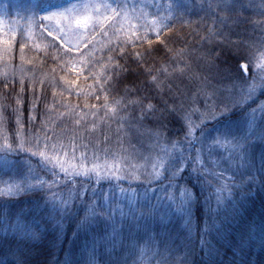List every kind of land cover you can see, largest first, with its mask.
<instances>
[{"label":"snow or ice","instance_id":"1","mask_svg":"<svg viewBox=\"0 0 264 264\" xmlns=\"http://www.w3.org/2000/svg\"><path fill=\"white\" fill-rule=\"evenodd\" d=\"M161 7L177 12L188 11L189 7L205 11L211 23L205 25L201 43L192 47L187 33L170 32L169 24L175 17L170 19L159 8L155 15L144 12V8L152 9L151 4L142 5L139 13L132 9L135 18L116 0H76L66 7L43 11L41 21L47 24L40 22L38 26L42 35L51 38L45 47L56 52L55 59L76 74L72 80L59 78L64 81V91L70 94L74 89L82 94L77 80L88 71L93 81L89 84L91 95L98 91L105 95L102 105H84L85 120L89 113L95 120L101 108L109 109L107 94L116 93L111 111L115 113L119 107L124 113L122 119L133 138H140V147L129 145V151H125L122 145L108 144L107 137L104 143L81 139L78 145L74 135L64 144L58 139L63 133L46 128L45 121L36 126L32 114L41 111L38 105L46 97L37 96L34 85L32 95H28L23 80L11 97H0L4 101L0 103V161L14 169L9 175L11 183L3 181L5 187L0 188V202L37 190L52 202L48 209L43 202L25 205L12 215L6 206L0 207V264H138L136 249L145 237L156 245L155 255L161 257L158 264H253L248 253L257 243L255 225H233L243 202L264 190V174L250 163V149L259 144L264 153V117L260 123L255 118L258 110L264 112V94H260L264 89V0H209L191 6L180 2ZM9 8L10 4L0 7V30L5 27ZM149 19L151 26L146 27ZM16 36L14 30L8 39L0 34L3 54L9 58L14 53ZM24 40L22 36L19 42L21 61L26 48ZM101 43L112 54L98 68L95 50ZM137 43H146L147 47L138 50ZM154 53H162L163 61ZM169 60L183 67L169 72ZM257 64V71L248 78L240 73V69L249 73ZM4 79H8L7 75ZM3 91H9L7 84ZM120 92L124 95L117 99ZM253 97H258L257 103L244 113L247 126L238 134L199 136L195 143L200 148L191 157L186 152L160 151L157 147L158 140L174 144L173 136L183 143V137H191L204 121L229 113ZM64 106L68 118L79 115V105L64 102ZM190 111L197 115V128L191 122L186 127ZM25 113L31 127L25 126ZM74 125L79 127L81 120L75 119ZM173 127L181 131L173 133ZM153 133L156 140L152 139ZM145 138L152 141V147L141 143ZM221 143L229 144L233 150L225 164L229 165L226 171H232L231 164H235L236 180L209 173L200 162L202 150L215 149ZM21 152L30 154L31 159ZM153 152L159 155L154 157ZM133 160L142 163L133 164ZM205 173L220 187L213 191V183ZM47 176L51 179H44ZM125 182L129 187L119 190L130 194L127 208L120 204L113 207L109 199L115 196L92 200L97 195V185L102 193L105 184L115 191ZM134 183L135 188L131 186ZM53 187L59 194L53 192ZM140 188L144 191L137 201ZM150 188L163 192V196L150 194ZM86 190H91V196ZM152 195H156V201H152ZM198 208L204 209L202 219L197 217ZM70 221L78 247L64 248L61 257ZM259 243L264 245V234Z\"/></svg>","mask_w":264,"mask_h":264},{"label":"trees","instance_id":"2","mask_svg":"<svg viewBox=\"0 0 264 264\" xmlns=\"http://www.w3.org/2000/svg\"><path fill=\"white\" fill-rule=\"evenodd\" d=\"M76 2V0H0V7H3L6 4H10L9 10H7V19L9 29L0 30L3 39L9 38V32L14 30L17 33V36L14 38L17 43L14 45V53L11 58L3 54L4 45L0 43V97L8 95L11 97L12 91L16 88H19V83L21 80L24 81L26 85V92L28 95H32L33 85L35 86V94L40 96L43 99V102L38 105V108L41 109L40 112L33 113L32 117L36 121V126L39 127V121H45L46 128H52L55 132H62V139L64 144H68V137L74 135L76 137V143L79 145L81 139L85 141L88 140H99L101 143L105 142V137H107V142L110 145L118 146L122 145L125 151H129V145L135 146L136 148L140 147L138 144L139 137L133 138V134L129 131V128L125 125L124 120L122 119L124 113L119 111V107L115 113H112L111 109L113 107L112 101L113 96H116V93H109V109L101 108L95 120L89 113L84 117L85 108L84 105L100 104L104 103L103 97L105 93L97 92L95 96L91 95V89L89 84L92 83V78L89 76L88 71H84L79 79L77 84L83 90L82 94H77L74 89L69 92L64 91V81L59 80L60 77H65L68 80L76 79V74L71 72L70 67L62 66L58 60L55 59L56 52L52 51L45 47V44L49 43L51 38L46 37L41 34L39 28V23L43 22L47 24L46 21H41V17L44 14L43 11H52L57 8L66 7L69 4ZM81 3H89L91 0H80ZM98 2V0H97ZM117 3H122L129 10V15L135 18L132 9H135L136 13L141 11V6L145 4H151L152 9L144 8V12L151 11L152 15L156 14V9L159 8L160 13L168 15L172 19V23L169 24V30L172 33H184L188 34V43L192 47H196L201 43V38L204 36L205 25L211 23V19L205 11L189 7L188 11L183 9L180 12H177L175 9H166L161 7V5L184 3L191 6L193 3L201 4L208 3L209 0H116ZM249 15V13H245ZM35 16V19H33ZM182 16V18H181ZM254 19H259V17H254ZM160 23H165L166 21H159ZM145 26H151V20L149 19ZM154 27V26H153ZM51 31V29H49ZM24 36L26 43V48L24 51V60H20V50L19 42L21 37ZM151 40H154V36L149 35L148 37ZM114 39V38H113ZM35 45H40V49H37ZM171 47L172 45L169 44ZM144 47H147V44L137 43V49L143 50ZM118 51V49H117ZM112 53L106 50L103 43L96 45L95 58L97 60V67L100 68L102 65L107 63V58ZM159 60L163 61L164 56L162 53H154ZM178 60V58H175ZM121 64L124 63L123 60L120 61ZM154 63L149 61V64ZM168 64H171V60L168 61ZM159 67V65H156ZM167 67V64L165 65ZM183 65L176 63L171 64V67L168 68V71L171 72L173 69H180ZM258 69V64L250 68L249 73H244L243 69H240L244 78H248L251 74H254ZM103 69L101 68V73ZM7 75L8 79L5 80L4 77ZM259 83V81L257 82ZM7 84L9 91L5 93L3 91V86ZM259 89H257V94ZM260 94H264V89L260 91ZM124 95L123 92L119 93L117 99ZM138 95V94H129ZM258 97H253L246 102L245 105H240L234 107L229 113L221 114V116L215 117L211 120L204 121L202 126L192 133L191 137H183V143H180L176 136H173V143H169L167 140H158L157 147L160 148V151L166 149H172L173 152L180 151L186 152L187 155L195 156L197 149L200 148L198 143H195L197 137L201 136L203 138H208L214 136L218 132H223L230 135L238 134L240 131L244 130L247 126V117L244 113L247 112L248 107L257 103ZM3 99H0V103H3ZM64 102H67L69 105H79V115L72 118H68ZM214 102V101H212ZM45 104L48 106L45 109ZM106 112L108 113L106 115ZM27 113L25 116V126L31 127L28 124ZM264 117V112H256V121L257 123L261 122V118ZM80 119L81 125L76 127L74 125V120ZM191 122L193 128L199 126V120L195 111H190L186 117L185 124ZM173 133H178L181 131L179 127H173L170 129ZM52 135V133H48ZM153 140H156V136L153 133ZM50 143H56V141H50ZM141 143L145 144L147 147H152V141L147 138L143 139ZM27 147V145H26ZM35 150V149H34ZM78 151H83L82 148H78ZM211 151V156L208 155V152ZM232 149L229 144L221 143L215 149L205 148L200 152V162L204 164V167L209 173H221L224 176L231 178L232 180L238 179V175L235 172V164H231L233 168L232 171H226L229 165L225 164V161L228 160L229 156L232 155ZM13 155V154H9ZM20 155H29L30 154L21 152ZM159 155V152H153V156L156 157ZM147 153H145V157ZM250 163L255 165L256 170L261 174H264V153L261 152L259 144L256 145L254 149H250ZM3 158V153L0 152V159ZM32 159H37L38 157H32ZM238 160V158H235ZM43 165V161L41 162ZM131 163H142L139 160H133ZM47 168H51V165H48ZM45 168V170H47ZM38 171L39 169H34ZM14 169L10 168L9 164H4L0 161V188H4L5 185L3 181L9 180V175L12 174ZM247 171V170H244ZM58 173V170H57ZM205 177L208 181L213 183V191L215 187H220L215 181H213L212 176L205 173ZM38 178V177H36ZM44 179H51V176L44 177ZM185 179L187 177L185 176ZM138 183V182H137ZM162 183V181H160ZM227 183V181H225ZM132 187H136V184H132ZM199 190V184L196 185ZM129 184L127 182L121 183L119 188L115 191H112L110 187L105 184L103 186V192L100 191V186L97 185L96 196H92V200L98 201L104 197L111 198L115 196V199H109V203L115 207V205L120 204L125 208L128 206V196L130 195L127 192H121L119 189H127ZM144 189L140 188L137 192V201L141 200ZM53 192H57V188L53 187ZM150 194L156 193V195L163 196V192H157V189L150 188ZM57 194H59L57 192ZM86 194L91 196V190H86ZM156 195H152V201H156ZM227 197V192L223 193ZM83 199V197L81 198ZM43 202L45 209L52 207V202L46 198V194L42 191L27 192L21 193L15 198H11L6 202H0V207H7L10 215L14 214L19 208L24 207L25 205L35 206ZM79 208L80 205H77ZM213 207L215 208V200L213 198ZM204 213L203 208L197 209L198 219H202ZM115 215L118 217L119 212L117 211ZM254 224L257 231V236L254 238L257 243L251 248L248 253L249 257L253 260V264H264V245L259 243L260 235L264 234L261 230H264V190H258V194L252 197L251 199L244 201L242 207L238 213V219L234 223L233 227L240 228L245 227L248 224ZM74 226L73 222L70 221L67 226V231L63 239L62 249L60 256L64 255V248H73L76 249L78 245L73 241L72 238V227ZM156 245L151 243L147 237L140 241V245L136 249V260L138 264H158V261L161 257L156 256ZM203 254L197 256V260L201 258Z\"/></svg>","mask_w":264,"mask_h":264},{"label":"rangeland","instance_id":"3","mask_svg":"<svg viewBox=\"0 0 264 264\" xmlns=\"http://www.w3.org/2000/svg\"><path fill=\"white\" fill-rule=\"evenodd\" d=\"M4 20H5V27L3 28L4 30L5 29H9L10 27V25H9V23H8V21H7V19L4 17Z\"/></svg>","mask_w":264,"mask_h":264}]
</instances>
